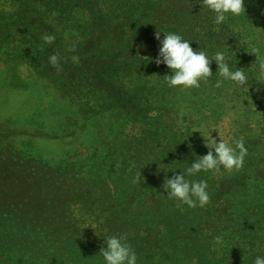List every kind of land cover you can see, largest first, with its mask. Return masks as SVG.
<instances>
[{"label":"trees","instance_id":"16d2710c","mask_svg":"<svg viewBox=\"0 0 264 264\" xmlns=\"http://www.w3.org/2000/svg\"><path fill=\"white\" fill-rule=\"evenodd\" d=\"M9 3L11 12L0 6V74L25 62L39 71L38 81L53 83L46 93L59 105V115L65 104L75 106L95 122L96 134L79 151L73 170L80 174L71 175L37 160L38 142L53 138L43 122L34 129L31 120L24 127L0 122L7 127L0 129V264H104L97 253L106 247L104 237L112 235L127 238L137 264H171L172 239L165 242L169 237L155 236L149 228L142 238H129L130 231L116 222L147 188L130 179L126 201H117L109 196L117 197L109 172L117 161L123 169L132 168L137 158L147 165L144 173L162 187L166 178L183 173L207 153L192 138L201 125L228 143L236 132L247 155L239 170L186 179L206 180L208 192L227 189L240 199L214 197L202 208L205 217L208 208L221 209L213 223H205L209 229L190 227L183 235L191 239L199 232L208 241L203 264H254L257 256L264 257L263 208L253 194L264 191V83L251 52L258 47L264 56V0H244L245 15L219 26L199 0H0V5ZM157 31L161 39L168 33L181 35L209 58L224 52L230 68L246 71L247 85L223 81L217 87L222 78L212 62L213 75L199 88L167 86L169 70L153 62L156 56L142 58L137 52L139 47L158 50ZM44 35L55 36L54 43L45 44ZM54 54L60 71L49 62ZM77 125L74 120L73 127ZM7 140L10 147L2 151ZM104 202L110 205L101 210ZM169 202L180 220L195 214L178 201ZM258 217L262 225L252 227Z\"/></svg>","mask_w":264,"mask_h":264},{"label":"rangeland","instance_id":"374dc122","mask_svg":"<svg viewBox=\"0 0 264 264\" xmlns=\"http://www.w3.org/2000/svg\"><path fill=\"white\" fill-rule=\"evenodd\" d=\"M0 6L4 12H11L13 4H1ZM30 29L28 27L26 31ZM19 31L20 29H18ZM19 38L22 39V36L19 35ZM72 49L70 48V50ZM137 52L142 58H149L158 54V50L148 47H139ZM2 72L0 74V122L7 119L19 127H24L29 125L27 121L31 120L33 122L31 129L36 128L39 126L38 124L43 122L45 126H48V132L53 135V138L49 139L47 137V139L38 142L36 145V152L38 151L39 156L37 160L46 162L52 167L66 168L65 170H68L71 175L80 174V170L74 171L73 167L76 166L75 164L79 159V151L83 147L89 146V141H92L93 135L96 134L95 122L92 119L85 118L75 106H72V108L68 107V103L65 104V111L59 115L60 109L57 108L59 105H56V102L54 103L52 98L46 93L47 87H52L53 83L48 79H44L41 82L38 81L36 74L39 71L30 68L28 65L26 66L25 62L13 63L7 69H3ZM34 119L38 121H33ZM74 120L78 122L76 127H73ZM17 121L20 123H16ZM0 129L5 131L7 127H0ZM210 133L216 138L214 132H209L206 127L201 125L199 126V131L192 138L194 141H200L204 146V139L206 140ZM232 135L235 136L230 138L229 144L235 147V141L242 139V136L236 132L232 133ZM9 140L3 141L2 151L9 149ZM110 162L111 159L107 162L106 167L109 166ZM117 162L109 172L114 177L113 179H115V184L117 185V191H115L117 197L113 195L114 193L109 196L114 197L117 201H126V196L123 193L126 181L130 179H134L143 188H147L144 197L136 199L132 205L127 204V207L121 210L120 216L116 220L117 224L130 231L128 234L129 238L133 237L132 235H135L134 237L136 238H142L147 233L146 229L149 228L155 236L169 237L165 242L172 239L173 260L171 264H203V251H209L208 241L199 232H196L199 237L191 239L185 238L183 233L190 227L209 229L204 225L205 223H213L214 219L221 213L220 207H217V210L213 207L208 208L207 217L203 215L202 211L205 213V210L201 207L192 208L191 210L195 214L192 217L183 215V219L180 220L177 217V213H173L174 205L169 202L167 194H165L163 187L159 186L157 179H150L144 173L146 164L135 158L132 168L129 165L123 169L122 164H117ZM138 173L141 175L139 181L136 180ZM253 194L256 205H260L263 208L262 213L264 214V191L259 189L257 193ZM209 195L210 201L214 197L215 199L218 197H229L232 201L233 198L237 201L240 199V196L237 194L233 195V192H228L227 189L214 194L209 192ZM109 205V202L102 203L101 210L107 209ZM110 213H112V210ZM196 216H199V218H194ZM205 219L208 220L204 222ZM262 223V218L258 217L253 222L252 227L261 226ZM99 257L101 256L99 255Z\"/></svg>","mask_w":264,"mask_h":264},{"label":"clouds","instance_id":"9594fccd","mask_svg":"<svg viewBox=\"0 0 264 264\" xmlns=\"http://www.w3.org/2000/svg\"><path fill=\"white\" fill-rule=\"evenodd\" d=\"M200 6L214 13L213 23L217 26L223 25L230 18H237L245 15L244 0H199ZM217 31L219 28L216 29ZM157 31L154 39L158 41V54L154 58L157 66L164 65L170 72L165 76L167 86L180 90L195 89L200 87L201 81L213 75L211 64L215 62L221 80L216 83L220 87L223 81L232 82L234 87L243 88L248 83V75L244 69L235 70L230 68L224 52L217 51L211 58L204 51L194 50L191 43L176 33L163 35ZM42 40L45 44L51 45L55 41V36L44 35ZM255 56V69L258 73V80L264 83V56L258 47L251 48ZM78 57H73L74 63L78 62ZM50 64L60 71V62L57 55L49 58ZM258 83V84H261ZM249 91V89H247ZM204 146L207 153L197 157L195 161L185 169L183 173L173 174L163 182V189L167 193V198L178 201L179 205H186L188 208H203L210 201L208 183L206 180H189L201 172L212 171L219 173L221 169L225 171L239 170L244 165L247 155V148L242 139L235 141V147L228 142L214 138L210 133L205 140ZM141 178L138 173L136 180ZM124 236H106L99 255L104 264H137L138 257L133 248L126 242ZM217 238V243H219ZM254 264H264V257L257 256Z\"/></svg>","mask_w":264,"mask_h":264}]
</instances>
